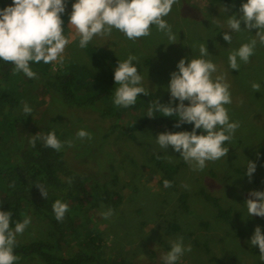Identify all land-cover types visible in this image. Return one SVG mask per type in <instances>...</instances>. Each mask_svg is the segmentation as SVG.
<instances>
[{
    "label": "rangeland",
    "instance_id": "1",
    "mask_svg": "<svg viewBox=\"0 0 264 264\" xmlns=\"http://www.w3.org/2000/svg\"><path fill=\"white\" fill-rule=\"evenodd\" d=\"M10 2L0 0V7ZM239 5L240 0L227 3L219 0H173L164 19L176 33V41L169 42L167 36L155 27L151 28L148 36L135 40H128L113 29L109 36H94L83 49L76 47L73 40L66 46L65 61L61 64L65 66L68 61H75L86 63L94 70L96 61L89 52L90 46L99 54L108 53L113 59L122 60L131 53L138 58L136 63L140 65L142 83L148 87V94H140L139 98L145 96L169 102L164 86L176 61L181 56L190 57L196 46L205 42L212 54L208 58L217 64L218 71L224 72L231 94V103L225 107L230 119L237 121L239 127L231 140L225 142L226 146L229 144L225 157L207 161L201 171L191 170L171 147L166 151L155 143L153 137L157 132L167 130L164 124L150 121L143 130L122 132L121 128H116L111 131L109 121L101 119L97 112L88 107L70 108L55 95L41 90L36 81L27 82L29 95L11 112L18 121L20 138L51 127L61 141H72L63 147L74 159L76 167L89 173L113 172L118 177L116 189L122 195L120 205L111 208L112 214L104 218L99 212L110 207L91 195L92 180L87 179L91 194L81 206L73 208L75 224L71 231L66 232L63 254H73L85 246V237L90 230L99 238L95 243L100 245L98 257L106 260L162 264L160 254L168 249V241L181 236L185 244L191 245V250L181 256L177 264L258 263V247L248 245L247 241L256 225H260L264 232V217L246 216L242 203L249 190H264V45L258 43L249 61L241 63L238 70L227 69V50L252 38L255 33V29L249 30L252 33L247 30L234 33L230 45L223 40L221 33L231 31L223 28L226 19L224 8L227 14H231ZM70 9L71 0H68L62 17L65 27ZM241 27H244L243 21ZM65 31L73 35L71 26ZM189 45L193 46L194 53ZM49 64L53 72L60 65ZM253 81L261 82L260 90L251 89ZM24 104L31 108L30 114L22 111ZM139 114L132 108L119 119V123L125 126ZM81 128L90 133V139L75 136ZM5 146L10 147L9 144ZM157 152L163 154L165 162L181 163L168 187L163 186V172L150 158V153ZM85 158L88 159L84 166L79 162ZM247 160L256 165L251 178L243 171ZM205 192L216 197L224 208L231 209L228 219L219 217L212 200L204 196ZM183 193L187 194L188 209L182 206L180 196ZM27 208L28 205L25 211L31 217L32 226L28 225L19 237L24 240L33 239L36 235L47 238L50 234L48 223ZM26 264L41 263L27 260Z\"/></svg>",
    "mask_w": 264,
    "mask_h": 264
},
{
    "label": "clouds",
    "instance_id": "2",
    "mask_svg": "<svg viewBox=\"0 0 264 264\" xmlns=\"http://www.w3.org/2000/svg\"><path fill=\"white\" fill-rule=\"evenodd\" d=\"M67 3L68 0H11L0 7V61L10 63L14 73L20 72L31 79L36 75L31 64H63L65 48L73 40L76 47L83 49L94 36H109L113 29L128 40H135L148 36L151 28L155 27L167 36L169 42L176 41V33L164 19L171 10L173 0H71L65 27L62 17ZM224 12L223 28L231 31H224L221 35L228 45L234 33L244 30L252 33L249 30L255 29L252 38L227 50V69L238 70L241 63L249 61L258 43L264 45V0H240L236 12L227 14L225 8ZM68 26L73 29V35L65 31ZM190 47L194 53L193 46ZM210 55L204 42L196 46L195 53L190 57L181 56L164 86L169 102L161 103L156 99L155 104L147 107L148 116H153L155 111L163 116L175 117L174 128L191 124V130H164L152 137L161 149L167 151L171 147L193 171L203 170L207 161L224 158L229 145L226 146L225 142L231 140L239 127L237 121L230 119L225 107L231 103V94L224 72L218 71L217 64L208 58ZM137 60L131 53L122 60H116L112 68L114 87L110 90L113 105L128 107L135 104L138 94H148V87L142 83V76L137 70ZM250 87L253 91L260 90L261 82L253 81ZM22 111L30 114L31 108L24 104ZM75 136L91 138L83 128L78 129ZM37 141L42 142L43 147L56 151L65 143L70 145L72 142L61 141L51 127L43 135H31L28 143L35 146ZM255 168V162L247 160L243 171L251 178ZM162 183L168 187L170 181L164 179ZM37 186L41 195L46 197V190ZM242 204L246 216L264 217V190H249ZM51 208L54 218L60 221L68 205L57 198ZM111 214V208L99 212L104 218ZM11 217L9 209L0 210V264H14L18 260L13 251L16 237L31 221L28 215L19 221ZM247 243L258 247L259 258L264 261V232L260 225L254 227ZM168 244V249L160 254L162 264H177L180 257L191 250V245L185 244L181 236L169 240Z\"/></svg>",
    "mask_w": 264,
    "mask_h": 264
},
{
    "label": "trees",
    "instance_id": "3",
    "mask_svg": "<svg viewBox=\"0 0 264 264\" xmlns=\"http://www.w3.org/2000/svg\"><path fill=\"white\" fill-rule=\"evenodd\" d=\"M219 1L227 3L231 0ZM89 52L95 56L94 70L86 63L68 61L67 65L60 64L53 72L49 68V63H36L31 64L36 73L31 79L20 72L14 73L10 63L0 61V210L9 209L12 213L11 219L19 221L26 215L25 207L28 205L27 209L37 218L47 222L50 228L47 238L36 235L33 239L24 240L18 235L13 249L18 260L14 264H26L27 260L38 261L41 264H129L123 259L99 258L97 248L99 249L100 245H95L99 238L96 234L92 235L94 233L90 230L85 237V246L79 247L70 255L62 253L66 232L71 231L75 224L73 208L81 206L91 194L86 185L87 179L92 180L91 195L110 208H117L120 205L122 195L116 189L118 177L113 172H85L76 167L74 159L70 158L64 147L56 151L43 147L40 141H37L35 146L30 145L29 137L36 133L20 138L18 121L12 110L23 104L29 95L27 82L36 81L40 84L41 90L51 96L55 95L70 108L88 107L91 111L97 112L101 119L109 121L111 131H115L116 128H121L122 132H128L130 129L143 130L150 121L164 124L169 131L191 128V124H181L179 128H174L175 117L163 116L155 111L152 113L153 116L146 115L147 107L155 104L157 98L145 96L139 98L140 94H138L133 105L128 107L113 105L110 90L114 87L112 68L117 59L115 57L113 59L108 53L99 54L91 46ZM136 66L141 74L140 65L136 63ZM157 100L168 103L161 99ZM132 108L140 113L138 117L134 116V120H130L125 126L119 123V119ZM48 129L44 128L37 134L43 135ZM6 144L10 147H6ZM150 158L163 172L161 182L164 179L170 181L181 165V163L165 162L161 152L150 153ZM87 159L79 163L84 165ZM37 184L46 190V197L41 195ZM204 196L212 200L219 217L229 218L231 209L224 208L216 197L206 192ZM57 198L68 205V210L60 221L54 218L51 208ZM186 198L185 193L180 196L182 206L188 209ZM29 226L32 224L30 223ZM212 259L217 260L215 256H212ZM257 264H264V261L259 260Z\"/></svg>",
    "mask_w": 264,
    "mask_h": 264
}]
</instances>
